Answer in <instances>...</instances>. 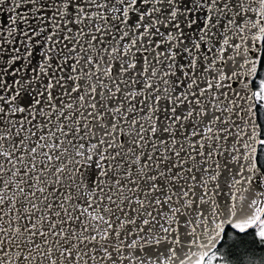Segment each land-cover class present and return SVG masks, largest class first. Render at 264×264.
<instances>
[{"label": "snow or ice", "instance_id": "1", "mask_svg": "<svg viewBox=\"0 0 264 264\" xmlns=\"http://www.w3.org/2000/svg\"><path fill=\"white\" fill-rule=\"evenodd\" d=\"M252 229L264 0H0V264H255Z\"/></svg>", "mask_w": 264, "mask_h": 264}, {"label": "trees", "instance_id": "2", "mask_svg": "<svg viewBox=\"0 0 264 264\" xmlns=\"http://www.w3.org/2000/svg\"><path fill=\"white\" fill-rule=\"evenodd\" d=\"M237 236L241 237L242 239H237L236 237L233 236V232L229 230V240L228 244H234L235 245V251L238 254V256H244V255H249V252L251 251V236L250 235H238ZM228 244L225 245V248L228 247ZM247 255V256H248ZM244 258H242L243 260Z\"/></svg>", "mask_w": 264, "mask_h": 264}, {"label": "rangeland", "instance_id": "3", "mask_svg": "<svg viewBox=\"0 0 264 264\" xmlns=\"http://www.w3.org/2000/svg\"><path fill=\"white\" fill-rule=\"evenodd\" d=\"M251 251L249 252V255L254 254V259H255V264H263L264 263V253L262 252L261 248H258L254 246V244H251ZM248 255V254H247ZM244 255V256H240L241 259H247L248 256ZM232 264H236L235 261L232 262Z\"/></svg>", "mask_w": 264, "mask_h": 264}, {"label": "flooded vegetation", "instance_id": "4", "mask_svg": "<svg viewBox=\"0 0 264 264\" xmlns=\"http://www.w3.org/2000/svg\"><path fill=\"white\" fill-rule=\"evenodd\" d=\"M256 229H252L250 230V232L252 233L250 236H251V241H252V244L253 243V239H254V233H255ZM238 235H244V234H238ZM255 247L258 246V248H261L262 252L264 253V245H261L259 241H256V243L254 244ZM264 264V263H263Z\"/></svg>", "mask_w": 264, "mask_h": 264}, {"label": "water", "instance_id": "5", "mask_svg": "<svg viewBox=\"0 0 264 264\" xmlns=\"http://www.w3.org/2000/svg\"><path fill=\"white\" fill-rule=\"evenodd\" d=\"M230 231L234 232V230H230Z\"/></svg>", "mask_w": 264, "mask_h": 264}]
</instances>
